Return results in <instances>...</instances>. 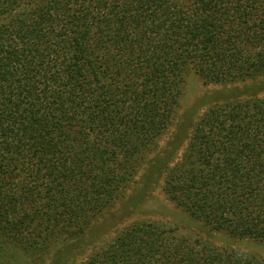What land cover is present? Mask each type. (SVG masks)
Returning <instances> with one entry per match:
<instances>
[{"label": "trees", "instance_id": "trees-1", "mask_svg": "<svg viewBox=\"0 0 264 264\" xmlns=\"http://www.w3.org/2000/svg\"><path fill=\"white\" fill-rule=\"evenodd\" d=\"M191 73L264 77V0H0V240L43 258L80 238L152 155L188 216L264 243V97L213 105L165 150ZM80 264L264 259L147 221Z\"/></svg>", "mask_w": 264, "mask_h": 264}, {"label": "rangeland", "instance_id": "rangeland-1", "mask_svg": "<svg viewBox=\"0 0 264 264\" xmlns=\"http://www.w3.org/2000/svg\"><path fill=\"white\" fill-rule=\"evenodd\" d=\"M247 96L264 97V77L216 84L194 73L189 74L173 122L160 140L161 147L167 150L174 143L177 147L182 146L181 153L188 143L194 123L208 108L227 99ZM151 159L152 155H149L131 186L112 208L92 223L83 236L57 241L43 258H35L22 248L0 240V264H80L95 249L113 240L130 225L147 221L178 226L182 232L200 236L217 247L242 251L264 259V243L212 231L172 203L163 190L164 173L162 170L157 173L152 171L155 167Z\"/></svg>", "mask_w": 264, "mask_h": 264}]
</instances>
